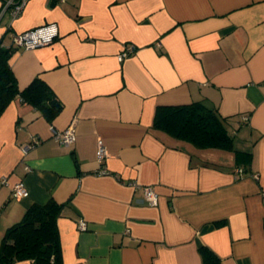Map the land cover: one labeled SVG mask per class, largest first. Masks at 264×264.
I'll use <instances>...</instances> for the list:
<instances>
[{
    "label": "crops",
    "instance_id": "0c3cea01",
    "mask_svg": "<svg viewBox=\"0 0 264 264\" xmlns=\"http://www.w3.org/2000/svg\"><path fill=\"white\" fill-rule=\"evenodd\" d=\"M4 1L5 46L57 25L51 43L13 47L9 65L19 89L39 77L62 107L50 119L14 98L0 114V241L53 199L62 264H203L201 247L218 264H264V0H28L16 15ZM193 101L223 119L230 149L153 127L157 107ZM68 125L65 147L50 127ZM130 182L152 186L156 204Z\"/></svg>",
    "mask_w": 264,
    "mask_h": 264
},
{
    "label": "trees",
    "instance_id": "16d2710c",
    "mask_svg": "<svg viewBox=\"0 0 264 264\" xmlns=\"http://www.w3.org/2000/svg\"><path fill=\"white\" fill-rule=\"evenodd\" d=\"M13 51L11 45L0 44V114L12 99L19 98L39 109L46 117L53 118L61 110V103L39 77L19 89L9 65ZM153 127L197 147H232L223 119L202 101L157 107ZM61 209L62 204L53 199L28 206L22 217L7 227L1 237L0 264H12L25 259L31 260L32 264H62L57 228ZM200 251L203 264H218L205 247H201Z\"/></svg>",
    "mask_w": 264,
    "mask_h": 264
},
{
    "label": "built area",
    "instance_id": "2783aa9c",
    "mask_svg": "<svg viewBox=\"0 0 264 264\" xmlns=\"http://www.w3.org/2000/svg\"><path fill=\"white\" fill-rule=\"evenodd\" d=\"M28 0H5L4 1V7L12 6L13 14H18L22 8L26 5ZM64 1V0H59ZM58 35V28L55 23H48L36 28H32L29 30H25L22 32L14 33L11 37V46L12 47H18L21 49H32L40 45H45L51 43L54 38ZM0 44H2L0 42ZM3 45V44H2ZM132 49L127 48L123 51H121L117 55V60L119 62L123 61L124 58H126L130 53ZM244 119H247L248 116H243ZM51 131V137L58 142L59 144L70 147L74 140H75V131L73 129V125H68L65 128H57L55 126L50 127ZM40 139L37 136H31L30 141L22 146L23 153H26L29 148L34 147L36 144H38ZM107 155L106 147L101 139L97 141V150H96V156L98 161H102ZM243 168H238L237 172H242ZM98 174H108L109 171L105 168H101L97 172ZM254 177H257L256 174L253 175ZM0 182L2 184H6V178L1 177ZM133 186L139 187L144 195V199L149 202L151 205L156 204L157 202V194L154 190V188L150 185H139L136 182H130ZM12 193L16 198H23L28 195L27 188L22 180L17 181L12 186ZM80 228L85 229L86 225L84 221L79 222Z\"/></svg>",
    "mask_w": 264,
    "mask_h": 264
}]
</instances>
